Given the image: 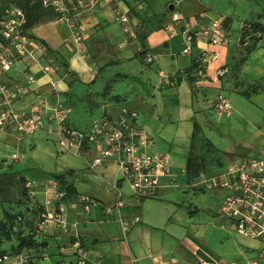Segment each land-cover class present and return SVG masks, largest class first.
Segmentation results:
<instances>
[{
    "label": "crops",
    "instance_id": "1",
    "mask_svg": "<svg viewBox=\"0 0 264 264\" xmlns=\"http://www.w3.org/2000/svg\"><path fill=\"white\" fill-rule=\"evenodd\" d=\"M238 2L243 12L240 15L234 12L215 16L211 1L205 6L191 1L189 6H181L180 13L176 11L155 21L143 14L142 1L103 0L97 7L80 11L79 17L92 21L93 27L100 30L97 36L114 42L113 55L98 54L94 61H88L80 53L67 50L68 54L61 52L62 67L52 66L50 75L41 71L39 64H31V70L23 74L34 73L36 83L11 101L17 110L37 106L51 113L57 102L69 108L80 105L86 129L102 118L117 121L125 110L137 113L136 124L154 139L157 151L171 158L176 173L173 182L162 180L157 198L140 200L117 163L96 165L95 154L87 148L77 155L82 161L78 169L59 167L65 155L62 156L55 119L49 117L44 128L32 136L10 132L7 141L17 146V151L10 158L12 162L0 161V175L20 174L25 181L0 187V218L5 217L4 222L13 220L19 205L26 207L34 199L27 188L28 194L21 193L28 179L36 182L33 193L39 199L45 196V190L48 198L55 197L48 187L56 180L55 175H63V181L69 182L65 187L71 185L74 190H65L73 192V202L60 204L70 224L67 232L59 227L39 229L42 218L34 228L25 227L33 236L29 248L37 258L36 264H84L83 254L91 262L103 260V264H224L226 256H245L248 249L240 246L231 222L220 212L223 194L213 192L206 200L207 190L188 183L186 171L195 123L225 152L245 156L257 150L254 144L264 127V92L246 99L233 91L230 71L241 68L240 80L246 86L264 85V35H242L243 22L264 21V0H252L254 5ZM198 15L201 17L196 21ZM123 16L128 18L127 23L121 22ZM220 16L232 18L231 24L224 28L226 43L213 45L200 35L194 36V41L187 40L188 32L200 30L221 19ZM43 26L33 27L30 32L33 35ZM141 32L143 40H139ZM40 40L52 50L59 48H53L45 38ZM247 47H253L254 51L248 54ZM23 69L20 64L17 71L1 77L0 99L4 97L1 87L9 86L14 78L20 79ZM66 69L78 77L68 74ZM189 77L195 79V95ZM86 85L89 104L71 93L73 88L80 90ZM77 96H82L81 92ZM249 102L263 106L260 105L261 116L252 117V110L246 106ZM207 121L219 132L210 130ZM0 145L6 146L2 142ZM13 162L22 164L24 171L36 169L42 179L23 175ZM205 177L201 172L198 184ZM65 192L62 191L61 197ZM80 195L87 196V208L80 203ZM120 197L126 200L121 208L115 206ZM137 219L124 230V221L131 223ZM19 243L17 239L2 237L0 253L14 251Z\"/></svg>",
    "mask_w": 264,
    "mask_h": 264
},
{
    "label": "built area",
    "instance_id": "2",
    "mask_svg": "<svg viewBox=\"0 0 264 264\" xmlns=\"http://www.w3.org/2000/svg\"><path fill=\"white\" fill-rule=\"evenodd\" d=\"M103 0H90L84 3L77 0V6L69 7L59 0H41L47 8H52L60 14V20L72 27L80 16V11L97 7ZM108 2L110 0H107ZM119 1V0H113ZM26 12L17 6H10L5 16L0 20V79L24 65L21 78L3 85L0 99V134L15 132L21 136H31L44 128L49 117L57 121V131L60 134L62 152H72L78 155L83 148L95 154L94 164L117 163L124 174V178L132 186L135 196L140 200L157 198L162 180L173 182L176 175L172 160L168 155L155 151V142L144 127L136 124L137 113L123 111L119 119L102 118L86 130L72 128L69 125L71 108L63 103H56L55 108L48 113L43 109L32 106L29 110H17L11 101L17 99V94L36 83L35 74L23 75L31 70V64L41 65V71L50 75L52 66L46 61L48 55L45 44L34 37L27 25ZM127 23L128 18H120ZM194 21V19H193ZM190 21L191 24L194 22ZM263 24V23H262ZM203 36L213 45L227 42L221 22H213L195 32L187 33V40L194 41V36ZM262 35V33L260 34ZM78 49L84 51L83 40L79 34L75 35ZM217 58L216 55L213 56ZM204 61L207 62L206 55ZM225 106L228 105L225 103ZM16 158V155H14ZM56 180L52 183V193L61 197L57 189ZM37 187L35 181L28 179L26 188L31 191V198H35L33 189ZM209 190L223 194L220 208L221 214L232 224L234 231L240 237L259 242V247L245 251V256L251 259L226 262L224 264H264V151L256 155L235 156L227 161L225 170L218 176L212 177L207 185ZM79 201L86 205L88 198L80 195ZM52 200H47L42 222L39 229L50 227L67 232L70 228L68 217L62 207L59 210L51 206ZM126 200L122 197L116 200V207H124ZM111 211V209H109ZM20 217L17 218L18 221ZM127 222V223H125ZM138 219L129 223L124 221L127 231ZM255 257V258H254ZM37 258L33 250L27 246L17 251L0 255V264H36ZM86 255L83 254L82 263Z\"/></svg>",
    "mask_w": 264,
    "mask_h": 264
},
{
    "label": "rangeland",
    "instance_id": "3",
    "mask_svg": "<svg viewBox=\"0 0 264 264\" xmlns=\"http://www.w3.org/2000/svg\"><path fill=\"white\" fill-rule=\"evenodd\" d=\"M9 1L10 0H0V9H5L6 6L9 4ZM59 1H63L64 5H67L69 7L72 6L71 5L72 3H73V6H77V3H76L77 0H59ZM82 1L86 4V3H89L90 0H82ZM137 1L138 2L142 1L143 2L142 5L145 6V11L143 14L146 15L147 17L153 18L155 21L165 18L166 16H170V14L176 13V11L179 12L182 5L189 6L188 3H190L191 1L199 2L200 5H204V6L207 4V2L211 1V5H212L211 8L213 9V11L211 12L215 16H217L218 13H221V14L229 13V15H233L234 12H236L237 15H240V13H243L242 11L239 10L238 0H137ZM245 2L251 5H254L252 3V0H243V3ZM23 3H24V0H18L19 5L23 6ZM170 5H174L175 8L173 10H170L169 9ZM243 6H247V5H243ZM27 8L29 11L30 28L32 29L33 27H39L41 25H44L40 30L34 31L33 35H35L37 38L39 37L38 38L39 40L40 38H45L47 42L55 49L59 47L57 50H52L46 46L47 53H48L46 57V61L51 66H53L55 69L62 67L63 63L61 60V57H62L61 52L66 51V53L68 54L69 52L67 50H70L71 52H74V53H80L82 56H85V59H87L88 61H94L93 58L98 54H103V55H113L114 54L113 53V49L115 48L114 42L111 41L110 39H106L105 37L103 38L102 36H97L96 32L100 30L96 27H93L92 21H88L87 17L85 16L78 17L75 20V26L72 27L67 22L61 21L60 16H58L59 13L55 12L52 9L45 7L41 3V0H28ZM190 8H193V7L190 6ZM195 8L200 9V10L202 9L201 6H196ZM243 8L244 7H241V10ZM200 17H201L200 15L196 16V21ZM220 17L222 18L218 19V21L216 20L212 21V23L221 22L222 26H224L223 28L231 24V21H232L231 17H224V16H220ZM84 19H86L85 21L86 23L82 22V20ZM251 20L252 19H248L246 22H243L244 23L243 28L245 26H248L247 24L252 23ZM261 23H263V26H264L263 20H261ZM252 33L253 31L250 30L249 34L247 35H250ZM76 34H79L83 40V46L85 47L84 51L78 49L76 46V42L74 39L76 37L75 36ZM257 34L259 35L261 33L259 32ZM240 70L241 68H232L230 71V75L233 79V88H234L233 91H236L240 95H242L244 92L246 91L248 92L252 90V87L246 86L244 81L240 80V75H239ZM14 79L17 80L16 78ZM88 87L89 86L86 85V88H83L80 90H78L77 88L76 89L73 88L71 93L73 94V96H76L77 98H79V100H83L87 102V104H89L88 96L85 97V95L89 93ZM254 88H256L257 94H261L262 92H264L263 83H257ZM80 92L82 96L84 95L82 99L80 98L82 96L80 97L77 96V94ZM249 103H247L246 106H248L252 110L251 111L252 117L255 118L256 116L258 117L261 116V114L259 113L261 104L259 105L258 103H255V104L253 103L249 104ZM79 106L80 105H78L77 108L71 106L72 112L69 116V124L71 127L75 129L83 130L87 128L85 127L87 125L85 124L86 120L84 116L81 114V107ZM261 107L263 106L261 105ZM240 114L242 115V113ZM7 138L8 137H6V134H0V142H2L3 144H6V146L0 145V161L5 159L9 162H12L10 158L13 152L17 151L15 150L17 146H14L12 142H8ZM195 142L197 144V150L195 153L199 156L200 162L204 166L203 172H204V175H206V177L205 179L202 180L201 184H198V182H200V179H198V176L193 177L190 183L197 184L195 186L199 187V189L202 191L207 190L206 191L207 193L205 195H207L208 197L207 198L205 197V199L208 200V198L211 197L210 195H212L213 192H218V191L208 189L207 185H208L209 180L212 177L218 176L225 170V167L227 165L226 158L230 159L232 157L242 156V155L231 154L230 152L229 153L225 152L222 148L216 147L203 133L202 128H199L196 131ZM254 147L257 149L256 152L248 154L249 152L247 151L248 153L246 154V156L256 155L259 151H264V127H262V133L257 136ZM155 151L157 150L155 149ZM18 152L20 155L24 156L23 152L21 151H18ZM62 153H63L62 156L63 155L65 156L63 157V159H61L59 163V167L60 166L63 167L64 165H67L69 168H77V169L79 168V165L82 163V161L80 160V158L77 157L76 154H70L67 152H62ZM24 162H23V165H26L27 162L25 163ZM13 165L18 167L17 170L22 172L23 175H27L31 177L32 179H42V174H39L36 169L24 171L23 168H21L22 164L18 166L19 162L17 163L13 162ZM68 183L69 182H63V181L57 182V189H58L59 194H61L62 191L65 192L66 189L67 190L70 189V187H65V185ZM51 186L52 185H49L48 187L51 188ZM173 186H176V185H174L173 183ZM126 187L129 188V186H126ZM197 187L196 189H198ZM26 192L28 194V190L25 187L24 191H21V193H23L22 195L25 196ZM46 192L47 191L45 190L46 197L44 196L42 197V199L35 197L32 201L26 204L28 205L26 207H24L23 205L21 206L19 205L18 207L19 212H17L14 215L13 220H10L9 222H4L3 220H5V217L0 218V240L2 237H4L7 240L17 239L18 241H24L25 242L24 244L28 246H32L28 242L32 241L33 236L30 235L29 232H27V229L34 228V226L36 225V222L42 218V213L45 211L47 200H52L51 206L53 208L55 206V208L59 210L60 204L62 203V201L68 204V203L73 202V199H74L73 192L71 191L65 192V195H63L62 197H56L55 195V197L53 198H48V195H47L48 192L47 193ZM0 212H1V206H0ZM18 217H20L21 220H19L17 223ZM25 227H27V229ZM238 242L241 247L246 248V249H249V248L254 249L255 246L259 247L261 245L257 241L246 239L240 236L238 237ZM252 257L253 256L251 255L241 256V257L239 256V258H235L234 256H226L225 259H227L226 262L237 261V260L245 261L246 259H251ZM84 262H85L84 264H103L104 263L103 260H99L97 263H94V262H91L90 259H86Z\"/></svg>",
    "mask_w": 264,
    "mask_h": 264
},
{
    "label": "trees",
    "instance_id": "4",
    "mask_svg": "<svg viewBox=\"0 0 264 264\" xmlns=\"http://www.w3.org/2000/svg\"><path fill=\"white\" fill-rule=\"evenodd\" d=\"M27 1L28 0H24L23 6H21V5L18 4V0H10L9 4L6 6L5 9H0V20H2L4 18L6 10L10 6H17V7L22 8L26 12L27 18H28L26 28L31 29L30 26H29V11H28V8H27ZM49 9H52V8H49ZM52 10H54V9H52ZM58 16H60V14H58ZM247 25L248 26H245L242 29V35L244 37L247 34H249L250 30H252L253 33H259L260 32V33L264 34V26H263V24L261 22L254 21V22L249 23ZM144 37L145 36H144L143 32H141L140 35H139V40H143ZM242 43H243V39H242ZM245 50H246V52L248 54H250V53H252L254 51V48L253 47H247ZM243 61H244V59L242 60V62ZM66 72L68 74L74 76V77H78V75L75 72L68 71L67 69H66ZM189 82H190V86H191V89H192V94L195 95V93L197 92V89H196V87L194 85L195 79L192 78V77H189ZM251 87H252V90H250L248 92L246 91V92H244L242 94V96L245 97L246 99H249L251 94H257V90H256V88H254L255 85H253ZM206 124H207V127L210 128L211 130L219 132V130L211 122L207 121ZM194 128H195V132L193 134L191 145H190L189 152H188V155H187V170L186 171H187L188 183L191 182L193 177L199 176L200 173L203 172V169H204V166L200 162L199 156L195 153L196 150H197V144L195 142V134H196V131L200 127L195 123ZM54 177L59 182L64 180V176L63 175H60V176L59 175H55ZM24 181H25V177H22L20 174L4 173V174L0 175V187L5 186V185H12V184H15V183L22 184V183H24ZM63 182H65V181H63ZM68 187H70V190L74 191L71 188V185H69ZM24 243H25L24 241H20L18 248H16L14 251H17L18 249H22L24 246L29 247L28 245H26ZM28 243H30V242H28ZM2 254L3 253H0V255H2Z\"/></svg>",
    "mask_w": 264,
    "mask_h": 264
},
{
    "label": "water",
    "instance_id": "5",
    "mask_svg": "<svg viewBox=\"0 0 264 264\" xmlns=\"http://www.w3.org/2000/svg\"><path fill=\"white\" fill-rule=\"evenodd\" d=\"M174 8H175L174 5H170V6H169V9H170V10H173Z\"/></svg>",
    "mask_w": 264,
    "mask_h": 264
}]
</instances>
